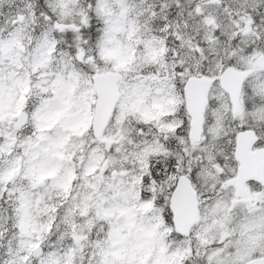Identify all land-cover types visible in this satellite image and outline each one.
<instances>
[{
    "label": "snow or ice",
    "instance_id": "snow-or-ice-1",
    "mask_svg": "<svg viewBox=\"0 0 264 264\" xmlns=\"http://www.w3.org/2000/svg\"><path fill=\"white\" fill-rule=\"evenodd\" d=\"M0 264H264V0H0Z\"/></svg>",
    "mask_w": 264,
    "mask_h": 264
}]
</instances>
